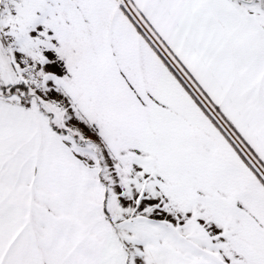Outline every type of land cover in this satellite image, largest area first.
Masks as SVG:
<instances>
[{
    "label": "snow or ice",
    "instance_id": "obj_1",
    "mask_svg": "<svg viewBox=\"0 0 264 264\" xmlns=\"http://www.w3.org/2000/svg\"><path fill=\"white\" fill-rule=\"evenodd\" d=\"M0 264H264V0H0Z\"/></svg>",
    "mask_w": 264,
    "mask_h": 264
}]
</instances>
